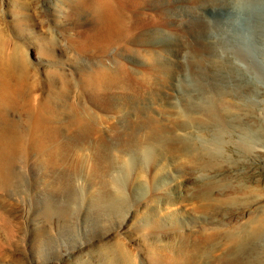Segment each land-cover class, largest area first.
<instances>
[{"label":"rangeland","instance_id":"1","mask_svg":"<svg viewBox=\"0 0 264 264\" xmlns=\"http://www.w3.org/2000/svg\"><path fill=\"white\" fill-rule=\"evenodd\" d=\"M201 1H133L124 8V13L131 15L139 27L133 32L132 42L123 41L115 45L108 43L106 38L108 29L103 8L107 2L115 5L116 0H0V88L5 86L12 93L21 91L18 100L27 110L35 103L33 96L42 101L47 99L48 89L36 86L45 85L52 79V94L58 103L54 102V105L61 112V123L68 121L67 112L76 109L85 111L94 117L91 121L97 123V128L90 132L88 138L78 137L75 132L64 129L62 133L67 141L62 144L35 143L31 140L34 134L32 128L36 127L32 118L21 109L7 111L4 121L6 125H14L20 130L21 139L0 141V264H88L103 255L106 249L115 253L121 248L130 254L134 264H158L157 252L161 245L153 239L157 240L163 230L162 222L158 229L152 226L151 234L133 212L113 214L89 203L86 190L92 187L95 193V188L100 186L99 174L94 170L102 167L100 175L120 174L124 177L130 164L132 166V163L120 161L112 167L107 160L117 158L123 152L133 154L130 152L133 143L127 140L125 133H132L133 127L128 130L124 127L128 114L130 122L140 121L134 116L139 114L149 121L153 118L163 127L171 125L172 120L178 121L177 107L166 100L169 96L176 98L174 85L177 80L171 76L169 69L166 71L164 68L168 67L166 58L157 53L166 44L154 42L147 45L148 48L145 43L137 46L139 43L135 39H143L144 32L148 31L151 35L160 32L169 36L170 40L184 39L189 50L187 58L194 59L201 52L198 40L209 30L212 36L218 38V58L239 50L250 58L246 62L235 59L237 64H244L242 75L255 81L264 80V41L260 42L256 37L263 32L260 26L264 29V8L260 5L263 0L248 3L241 17L236 21L233 18V24L225 26L227 29L221 26L226 16L220 15L225 3ZM207 3L215 9L204 10L202 6ZM174 10L179 13L175 19L169 16ZM229 20L232 21V18L229 17ZM225 39L231 42L226 43ZM82 47L84 50H81ZM51 50L53 55H50ZM144 53L148 56L146 61L136 58ZM153 59L157 63L155 67ZM174 63L171 67L185 65ZM194 65L196 62L192 60L187 64L189 68ZM98 66L105 71H117L118 66L123 67L124 79L114 85H101L97 81L101 78L97 73ZM159 68L165 71H158ZM141 72L147 73L150 78L144 82L139 80ZM189 73L194 76L193 72ZM54 76L56 80H53ZM92 78L94 80L90 83ZM155 97L158 99L155 100ZM132 107L136 108V113ZM256 112L261 113L259 109ZM138 125H141L140 122ZM261 128L264 129V125ZM1 134L4 136L7 133L0 128ZM102 137L105 140L100 141ZM226 141L230 146L223 153L224 160L242 164L241 168L236 167L239 173L231 174L238 180L239 197H230L229 201L239 205L243 201L241 206L246 209L236 226H246L252 220L264 217V148L245 156L240 148L246 142L242 134L228 136ZM162 155L149 153L139 159L137 155L132 157L137 161L135 166L146 169L145 174L152 183V192L148 189L147 194L151 192V199L153 197L158 201L167 187L159 184L160 177L164 178V185L180 184L181 180L176 177L179 165L172 159L160 161ZM84 161L86 164H82ZM139 169L125 184L127 194L131 193L135 198L143 194L138 187L144 184L143 180L135 179ZM232 182L234 184L235 180ZM75 193L80 197L86 196L85 200L80 203L70 201ZM141 205L136 208L139 213L143 211L144 204ZM160 206V213H170L168 206ZM232 230L239 231L240 228Z\"/></svg>","mask_w":264,"mask_h":264},{"label":"bare ground","instance_id":"2","mask_svg":"<svg viewBox=\"0 0 264 264\" xmlns=\"http://www.w3.org/2000/svg\"><path fill=\"white\" fill-rule=\"evenodd\" d=\"M133 1L136 0H116L115 5L108 2L105 4L103 14L107 22L108 30L106 31L108 33L106 38L109 40L108 43L120 45L123 41L132 42L133 32L139 26H137L131 15H125L124 8L131 5ZM206 1L209 4L225 3L223 10L220 11V15L227 17H223L222 27L232 25L233 18L235 21L238 20L244 13V7L248 3L254 2V0H204V2ZM260 5L264 8V0ZM202 8L206 11L215 9L208 3L203 5ZM169 16L175 19L179 17V13L174 10ZM228 16L232 18V21L229 20ZM181 18L184 20L183 17ZM225 28L227 29V27ZM260 30L263 31H261L262 34L260 33L256 37L260 39V42H263L264 29L260 26ZM152 35L146 31L143 33V39H135V42L139 43L137 46L145 43L146 47L154 42H165L166 46L161 49L158 48L157 53H161L166 58L168 67L165 66L164 68L166 71L169 69L172 73L171 76H174L177 80L176 84L174 83L177 91L176 98L175 96H169L166 100L177 107L178 121L172 120L171 125L163 127L158 122H154L153 118H149L151 119L149 121L139 114H134L138 119H141L138 121L141 125H138L137 121L130 122L128 114L129 117L127 116L124 127L126 130L133 127L131 128L132 133L125 132L128 136L127 140L133 143V148L130 150L133 154L123 152L121 156L118 155L117 158L113 157L114 159L107 160L110 161L108 163L112 164V167H116V163L120 161L128 162L127 164L132 163V166L130 164V167H128L130 169L128 172L126 171L127 174L124 177H120V174L105 177L106 173L100 175L99 170L102 167L99 165L101 168L94 171L99 174L97 178L100 186L95 188L97 189L95 193L92 191V187H88L86 190L87 200L89 203L103 207L113 214L114 212L135 213V217L141 221V224L147 226L146 231L151 234L153 232L151 231L152 226L158 229L159 223L162 222L163 230L159 232L157 240L153 239L161 245L159 252H157V255H159L158 264H264V259H261L264 255V217L256 218L246 226H236L246 208L241 206L243 201L239 205L231 203L229 198L239 197L237 195V191H239L238 180L234 179L235 177H232L231 174L239 173L236 167H239L241 163L239 164V161L230 163L227 159L224 160L223 156V153L230 146L226 138L228 136L232 137L236 133L242 134L244 141H246L240 146L245 156H250L253 152L261 151L264 148V129L261 128L264 125V80L260 77L259 81H255L242 75L241 69L244 64H237L235 59L246 62L250 58H248V55L244 56V53L238 52L239 50L227 54L226 58L221 56L218 58L216 51L219 46L218 38L212 36L209 30H206L204 36L198 40L201 52L194 59L187 58L189 50L184 39L170 40L169 36L160 32ZM225 41L226 43L231 42L228 39H225ZM103 49L105 48L103 47ZM81 50H84V48ZM50 55H53L52 50ZM146 57L148 56L144 53L136 58L146 61ZM154 58L157 59L156 56ZM190 60L196 62V65L189 68L187 64L190 63ZM157 61L159 60L157 59ZM153 62L155 67L157 65L156 60L153 59ZM174 62L185 63V65L171 67ZM98 68L97 73L101 78L97 81L101 85H114L115 83H121L124 79L125 69L123 67L118 66L117 71H105L102 66L103 70L99 66ZM160 70L162 68L158 69V71ZM154 72L156 71L154 70ZM189 72H193L194 76L192 77ZM141 73L142 75L138 77L139 80L144 82L150 78L147 73ZM54 79L56 80L55 76ZM93 80L92 78L90 83ZM51 81L52 79L47 83L45 82V85L39 86L38 84L36 86L42 90L48 89L47 99L42 101L38 96H33L35 103L27 110L23 109L24 105L20 104L18 100V97L22 94L21 91L12 93L5 86L0 88V128L7 133L4 136L3 134L0 135V141L11 142L21 139L20 130L14 125H6L4 121L7 111L15 109L25 111L32 118L36 127L32 128L34 134L31 140L35 143L55 142L57 144L67 141L62 133L64 129L75 132L78 137L88 138L90 132L97 128L96 121L95 123L91 121L94 117L86 114L85 111L80 112L78 109L67 112L68 121L61 123V112L54 105L56 96L52 94L54 91ZM177 83H180V85ZM154 99L158 98L155 97ZM40 101L41 104H39ZM180 104L184 105L185 108ZM133 107L132 109H134ZM135 109L133 110L134 113H136ZM258 109L261 112H259L260 115L256 112ZM144 113L147 114L148 112ZM150 117H153V115ZM73 136L70 137L73 138ZM77 136L74 137L77 138ZM103 140L105 139L102 137L100 141ZM149 153L153 155L163 154L159 158L160 161L165 162L172 159L175 164L179 165V174L176 177L179 180L181 179L180 184L175 182L174 184L164 185V178H159V184L164 187L167 186L166 191L162 192L164 193L163 196L159 197V201L150 197L152 183L148 174H145L146 169H139L135 166L137 161L133 159V155H137L139 159L144 155L148 156ZM82 164H86L85 161ZM138 169L135 179L143 180L144 184L138 186L143 194L141 193L140 196L138 195L135 198L131 193L127 194L125 184L128 183L127 181L132 180L131 174ZM233 180H235L234 184ZM148 189L151 191L149 195L147 194ZM85 197H80L75 193L70 201L80 203L82 199L85 200ZM141 204H144V207L142 213H139L136 208ZM160 204L168 206V209H171L170 213H160ZM234 228H240V230H232ZM129 255L122 248L115 253L111 249H106L103 255L97 257L98 259L87 262L88 264H134L131 262Z\"/></svg>","mask_w":264,"mask_h":264}]
</instances>
